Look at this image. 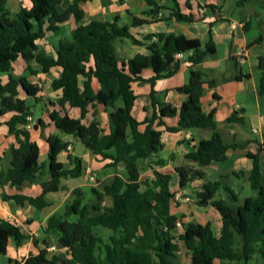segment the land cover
<instances>
[{"label":"trees","instance_id":"16d2710c","mask_svg":"<svg viewBox=\"0 0 264 264\" xmlns=\"http://www.w3.org/2000/svg\"><path fill=\"white\" fill-rule=\"evenodd\" d=\"M88 0H72L62 11L57 9L61 0H30L31 6L11 16L6 8V0H0V71L8 72L12 63L18 58L25 61L35 60L41 65V70L47 72L51 67H60V75L51 81L53 90H60L57 100L60 106L65 104L80 109V117L73 118L67 113L57 114L54 125L62 132L79 140L92 154L99 155L102 160L110 161L104 167L114 168L123 162L127 177L123 179L114 174L110 183L102 190L92 188L93 199L82 203L81 194L74 190L75 197L65 207V216L76 215L75 221H69L58 215H51L41 232L42 240L33 239L35 245L41 242L35 255H29L23 264H178L176 253L180 239L190 253V264H213L215 259L234 261L236 264H249L254 255H259L264 262V141L253 139L255 147L246 154L250 168L246 172H232L236 176L246 175L252 195L245 197L241 204L238 195L226 187L230 205L221 197L216 198L220 182L206 181L197 192L196 204L201 207L211 206L220 215V229L214 234L210 222L204 224H183L178 215L171 212V203L175 193L170 190V178L167 173L158 170L165 165V160L159 156L162 149L163 132L156 126L164 125L163 117L177 116V124L165 126L166 132H178L182 129L196 127L212 129L208 139H201L195 149L185 154L198 163L199 168L190 165L177 167L179 186L182 188L194 179H203L204 166L211 162H221L226 159L228 149L242 148L244 144L233 140H224L216 130L214 109L204 112L200 98L204 84L214 86V81H206L204 74L196 68L203 57L215 50L209 40L202 44L197 38H187L174 34H147L145 42L137 40L127 26H118V16L112 22L91 20L77 24L71 40H59L55 45V57L49 58L38 52L37 41L48 31H58L60 23L73 16L81 21L83 11L80 3ZM120 3L123 0H118ZM153 4L149 14L155 17L161 6ZM247 0H239L237 5H243ZM207 11L212 6L205 5ZM206 11V13H207ZM177 20L192 21L191 14H182L177 9L172 11ZM137 21L136 18H133ZM249 23L243 24V29ZM126 37L135 45H144L148 54L137 53L127 60L118 62L114 56V40ZM156 37V40H153ZM264 41V34L253 39L249 45ZM186 52L190 62L188 79L184 85L185 99L177 108L170 103L162 102L155 97L151 89L150 103L145 110L150 112L142 121H137L131 114L136 95L131 83L142 80L140 72L143 68H157L162 60L171 63L176 53ZM237 57L235 61L237 62ZM261 76L259 92L264 94V58L259 57ZM90 62L93 64L91 65ZM105 66L108 68L106 69ZM177 66V61H176ZM175 67L165 76L171 75ZM85 77L82 86L78 79ZM95 77L102 83L116 77L119 87L110 90L93 92L90 78ZM162 75H156L148 81L153 82ZM248 75L238 74L236 80ZM21 87L26 96L36 97L39 88L29 83L24 77L18 79L9 75L5 84H0V112L14 113L6 121L8 130L16 135V144L7 150V167L0 168V186L9 185L17 189L24 184H38L41 192L36 196L24 194L8 195L3 193L4 200H13L17 205L25 203L41 209L47 205L44 195L63 189L61 179L75 178L83 173L81 160L71 153L67 160L71 167L58 160V154L66 151L68 142L57 135L46 138L48 144L47 164L39 161V146L32 140L26 128L27 117L33 115L32 106L28 105L18 93ZM214 97L218 98L214 94ZM121 98L123 105L114 109L109 116L110 130L101 134L102 129L96 118L88 124L82 122L92 101L101 104H113ZM96 111H93L95 116ZM226 122H243L232 112L226 117ZM144 129L139 130V125ZM43 126L38 119L34 127ZM130 132L132 140L127 144L125 152L113 155L107 152L118 142L126 138ZM141 160L144 166L151 170L152 177L141 176ZM109 197L110 205H104ZM233 204V205H232ZM177 222L181 223L182 231L178 230ZM94 227H102L109 231L108 240L104 242ZM236 235L241 236L242 245L236 246ZM12 237L17 245L26 237L18 225L0 218V255L7 252L8 239ZM55 239L63 251L48 255V247ZM11 260V259H10ZM15 264H20L14 260Z\"/></svg>","mask_w":264,"mask_h":264},{"label":"crops","instance_id":"0c3cea01","mask_svg":"<svg viewBox=\"0 0 264 264\" xmlns=\"http://www.w3.org/2000/svg\"><path fill=\"white\" fill-rule=\"evenodd\" d=\"M72 0H61L57 9L62 11ZM155 4L161 6L158 14L153 17L149 11L153 8V4L148 0H123L121 3L118 0H88L80 3V8L83 11L81 21L77 22L73 16H70L66 21L60 23L59 30L52 32L48 31L44 37L37 41L38 52L46 57H55V45L59 40L69 41L74 35V30L79 23H87L91 20L109 21L112 22L114 16H118V26H127L129 32L137 39L146 41L144 38L147 34H174L184 35L187 38H197L202 44L206 43L209 38L214 44L215 50L212 53L206 54L201 62L196 65L203 74L206 81H214V86L209 87L204 84V89L200 98L201 108L204 112H209L214 109V119L216 130L220 133L224 140H233L236 143L244 144L242 148L228 149L226 151V159L221 162H211L202 169L205 171L203 179H194L188 182L184 187L179 186V178L176 172L177 167L182 165H190L194 168H199L198 163L190 158H186L185 154L195 149V146L201 139L211 137L212 129H199L190 127L182 129L178 132H166L165 126L173 127L177 124L178 117H163L164 125L156 126L157 129L163 132L161 137L162 149L159 156L165 160V165L159 167L163 173H167L170 178V190L176 193H189L191 188L197 191L201 190V186L206 181H219L220 188L216 194V198L225 196L223 199L226 203L230 202L227 198L226 187L232 189L238 195V202L241 204L246 196L252 195L253 192L249 188L246 175L236 176L232 172H246L250 168V161L246 154L249 150L254 149L255 143L252 140L255 138L260 142L264 141V94L259 92V81L261 76V68L259 57L264 58V41L249 45V43L260 34H264V0H247L243 5H237L239 0H151ZM238 6V10L232 9L230 4ZM203 5L212 6L213 9L208 10L204 18H200L197 14L198 8ZM30 0H6V8L11 16L15 15L20 8H30ZM182 14H191L192 21L187 22L177 20L172 11L177 9ZM136 18L137 21H134ZM236 22V27L232 30L229 28V23ZM248 22V28L243 29V24ZM156 40V37H153ZM114 56L118 62L127 60L137 53L148 54L144 45H135L126 37H119L114 40ZM189 52L181 53L180 57H175L171 63L162 60L157 68L146 67L140 72L142 80H136L131 83V87L136 95V99L131 109L132 116L137 121H142L149 111L145 107L150 103L151 89L154 91V96L162 102L170 103L175 107H179L185 99L184 85L188 79V70L190 62L188 61ZM243 54L244 63L235 61V58ZM177 61V66H176ZM92 65L93 63L90 62ZM175 67L171 75L165 76L171 69ZM107 69L108 67L105 66ZM60 67H51L47 72L41 70V65L35 60L25 61L18 57L12 63V69L8 72L0 71V84H5L9 75L15 79L24 77L29 83L36 85L39 91L36 95L38 100L33 97L26 96L24 90L19 87L18 95L24 98L28 105L37 104L40 108V116H30L28 121L30 126L27 128L32 140L36 141L39 146V156L45 153L47 156L48 144L46 138L49 135H57L63 141L68 142L70 151H61L58 154L60 160L65 167H71L67 160V154L71 153L80 158L83 167L82 175L75 178L61 179L63 189L57 192H48L44 195L47 205L41 209L33 211L31 205L25 203L22 206L17 205L13 200H4L2 194H24L36 196L41 192L38 184H24L17 189L9 185L0 186V218L9 220L18 225L21 232L26 236L19 245L15 243L12 237L8 239L7 252L3 257H0V264H15L14 260L23 264L24 258L29 255H35L40 248H43L45 237L41 228L45 227L47 219L51 215H58L66 218L69 221H75L76 215L65 216V207L70 204L75 197L74 190H78L81 194L82 203H86L93 199L92 188L102 190L103 186L110 183L114 174L120 175L126 179L127 172L123 162L117 163L114 168L104 167L110 160H102L99 155L92 154L84 145L76 140L71 135H68L54 125V117L57 114L63 115L67 113L70 117L79 118L80 109L70 107L65 104L60 106L57 100L61 96L60 90L51 88V81L58 78L60 75ZM238 74L248 75L236 80ZM162 75L157 78L151 85L148 79ZM85 77L80 76L78 79L81 87ZM90 85L93 92L103 91L108 93L110 90H116L119 87V81L116 77L111 78L109 82L102 83L97 78H90ZM214 94L218 98L214 97ZM123 105L121 98H118L113 104H101L96 101L87 108V113L82 122L88 124L93 118H96L102 129L101 134H106L110 130V113ZM96 111L93 116V111ZM236 112L237 117L243 119V122H226V117L232 112ZM14 112H0V168L7 167V150L10 146L16 144V135L8 130L6 121ZM40 119L43 126L34 127L36 121ZM144 129V124L139 125V130ZM45 142L41 149L39 141ZM132 140L131 134L128 131L126 138L118 142L113 148L108 150L113 155H120L125 152L127 144ZM76 143L77 148H74ZM40 161V160H39ZM41 162V161H40ZM44 162V161H43ZM143 171L140 169V174L152 177L149 167L144 166L139 160ZM93 169L95 185L85 184L86 179H90L85 172V168ZM99 176V177H98ZM79 179V180H75ZM102 179V187L96 186L98 181ZM75 180V181H72ZM240 180H244L240 182ZM67 183V184H66ZM171 183L175 184L171 186ZM65 186V187H64ZM88 186V187H87ZM89 189L90 197L84 199L83 191ZM222 195V196H220ZM74 196V197H73ZM83 196V197H82ZM70 198V199H69ZM109 199L107 202L106 199ZM104 205H110L111 200L106 197ZM175 204V203H174ZM171 203V212L179 214V219L183 224L210 222L209 217H203L197 221L193 219L194 213L192 207L180 208ZM211 206H206L210 208ZM34 208V207H33ZM193 214V215H192ZM190 216V217H189ZM213 223L211 227L214 234L218 235L220 229V215L213 214ZM94 227V232L97 233ZM178 232V231H177ZM108 234L102 236L104 242L108 240ZM52 238V237H50ZM33 239L42 240V243L35 245ZM52 244L48 248V255L52 252L63 251L60 244L53 239ZM236 246L242 245L241 236L236 235ZM180 239H176L179 252ZM182 242V241H181ZM184 245V243H183ZM185 247V245H184ZM186 248V247H185ZM187 250V248H186ZM176 253V262H177ZM188 264H190V253L187 250ZM11 259V260H10ZM213 264H236L234 261L215 259ZM264 264V262H263Z\"/></svg>","mask_w":264,"mask_h":264},{"label":"rangeland","instance_id":"374dc122","mask_svg":"<svg viewBox=\"0 0 264 264\" xmlns=\"http://www.w3.org/2000/svg\"><path fill=\"white\" fill-rule=\"evenodd\" d=\"M230 4H231V6H232V9H234V10H238V9H240V8H238V6H236L235 4H232V2L230 1ZM206 11H207V9H205V15H206ZM32 110H33V112H34V116L37 118V117H39L40 116V108L37 106V104H35V105H33L32 107ZM44 143L45 142H42L41 140L39 141V145H41V149L44 147L43 145H44ZM74 148L76 149L77 148V146H76V143H74ZM39 160L41 161V162H46V164H47V156H46V154L45 153H41V155L39 156ZM144 170V168L141 166V171H143ZM92 171H93V169H92ZM143 176H147V175H145V174H143ZM99 177V176H98ZM148 177V176H147ZM76 181L77 180H79V179H75ZM75 180H72V181H75ZM107 180V179H106ZM106 180H104V179H102L101 181H98V184L96 185V186H98V187H102V184H103V182H105ZM95 181H97V179H96V177H94V179H86V181H85V184H87V185H95ZM240 182H243L244 183V180H240ZM67 184V183H66ZM171 186H174L175 187V184H173V183H171ZM65 187V186H64ZM88 187V186H87ZM89 189H85L84 191H83V196L85 195V197H84V199H86V198H89L90 197V194H89ZM197 192H199V191H197L196 189H194V188H191V191L189 192V193H182V195L181 196H188V197H190V198H192V201L191 202H186V201H184V200H177V203H175V202H172L174 205H176V206H180V208L182 207V209H185V206L186 207H192V208H194L193 210V213H194V216H193V219L194 220H197V221H200V220H202L203 219V217H209V220H210V222L211 223H213V218H212V215L213 214H219L218 213V211L215 209V208H213V207H210V208H207L206 209V207H201V206H198L197 204H196V200H197V197H198V195H197ZM176 193H179V191H176ZM82 196V197H83ZM220 196H222V195H220ZM74 197V196H73ZM70 199V198H69ZM222 199H225V196H223L222 197ZM106 201L108 202L109 201V199L107 198L106 199ZM229 204V203H228ZM230 205V204H229ZM233 205V204H232ZM31 208V210H32V213H33V211H35V210H37V209H35V208H33V207H30ZM176 215H178V216H180V213L178 214H176ZM193 215V214H192ZM190 217V216H189ZM96 230H97V233L100 235H102V236H106V233H109V231L108 230H106V229H104V228H101V229H99V228H96ZM178 232H181L182 231V227L180 228V229H178L177 230ZM178 232H176L177 234H178ZM179 245H180V247H179V252L177 253V263L178 264H188V255H187V250H186V248L184 247V245H183V242H179ZM0 257H3L2 255H0ZM249 264H263V261H262V259H261V257L259 256V255H254L253 257H252V259L249 261Z\"/></svg>","mask_w":264,"mask_h":264},{"label":"built area","instance_id":"2783aa9c","mask_svg":"<svg viewBox=\"0 0 264 264\" xmlns=\"http://www.w3.org/2000/svg\"><path fill=\"white\" fill-rule=\"evenodd\" d=\"M197 14H198V16L200 18H204V16H205V6L201 5L198 8V10H197ZM236 25H237L236 22L229 23L230 30L234 29L236 27ZM180 56H181V53H176V55H175V57H180ZM237 60L241 64L244 63L245 62V59L243 57V54H239L237 56ZM30 120H31V118H30V116H28L27 117V121H30ZM29 126H30V123L27 122L26 128H28ZM70 149H71V147L68 144L66 150L70 151ZM85 172L89 175V178L90 179H94V173H93V171H92V169L90 167L85 168ZM181 195H182V193H180V192L179 193H175V195H174V201H177V200H184L186 202H191L192 201V198H190L188 196H184L183 197ZM177 227H178V229L181 228V223L180 222H177ZM51 249H53V247L52 248L51 247L48 248V250H51Z\"/></svg>","mask_w":264,"mask_h":264}]
</instances>
